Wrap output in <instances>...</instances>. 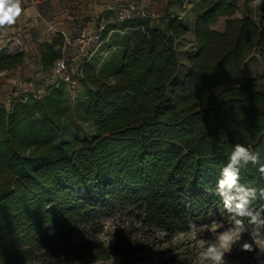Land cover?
Instances as JSON below:
<instances>
[{
	"label": "trees",
	"instance_id": "obj_1",
	"mask_svg": "<svg viewBox=\"0 0 264 264\" xmlns=\"http://www.w3.org/2000/svg\"><path fill=\"white\" fill-rule=\"evenodd\" d=\"M237 10L236 0L205 7L193 23L183 69L176 42L191 29L180 15L167 14L162 25L135 14L108 22L104 42L81 62L83 92L75 104L64 82L49 83L41 95L20 93L9 107L0 102V264L108 258L89 235L102 229L89 221L98 207L117 204L166 234L208 210L231 213L217 187L235 145L258 152L264 163V72L243 77L254 51L264 64V6L256 19L233 17ZM220 17L223 29L212 28ZM110 30L123 34L112 43L118 53L98 68L94 57ZM61 37L41 44L44 70L61 56ZM23 60V51L0 50V70ZM72 108H81L90 124L87 135L71 127ZM239 177L240 185L256 189L250 207L264 206L259 164L241 166ZM238 218L264 232V225ZM128 248L125 255L142 247ZM153 264L189 263L169 256Z\"/></svg>",
	"mask_w": 264,
	"mask_h": 264
},
{
	"label": "rangeland",
	"instance_id": "obj_2",
	"mask_svg": "<svg viewBox=\"0 0 264 264\" xmlns=\"http://www.w3.org/2000/svg\"><path fill=\"white\" fill-rule=\"evenodd\" d=\"M152 22L160 24L155 20ZM215 29L219 30V21L216 22ZM122 35V33L114 31L111 33L109 41L103 44L101 52L94 57L98 68L103 64L114 62L119 48L113 44L120 43ZM12 46L16 49L19 47L17 43ZM189 47L191 44H187L183 50L179 47L178 50L182 69ZM3 49L9 52L6 47ZM33 62L36 64L37 60L35 59ZM17 70L18 66L8 70V76H16ZM243 71L244 78L254 77L264 72V64H262L257 50L245 61ZM110 78L108 77V79ZM48 85L47 70L42 68H36L34 75L21 76L14 84L9 85L3 79V75H0V102L9 107L10 100L14 96L23 92L41 95ZM82 92L83 87L79 86L77 96L71 98V104L76 103ZM81 114V108H72L68 113V120L73 129L87 135L90 131V124L82 119ZM111 209L103 211L98 207L89 216V221L97 222L102 227L99 232L90 231L89 235H91L92 241H100L101 245L109 250V256L88 264H153L169 256L185 259L189 264H211L201 254L211 243H215L221 234L229 233L230 230L235 229L237 219L241 220L234 213H227V211L217 208L205 212L200 219L191 222L186 229H178L166 234L163 231L146 227L139 216L134 212H129L127 208L115 204ZM242 222L243 230L239 234L240 239L235 240L236 233L231 232L235 242L232 244L231 250L225 253L226 264H264V232L243 220ZM80 241V235H72V243L78 244ZM244 243L250 244L251 250H242ZM128 246L142 248L135 254L125 255L124 252L130 249Z\"/></svg>",
	"mask_w": 264,
	"mask_h": 264
},
{
	"label": "crops",
	"instance_id": "obj_3",
	"mask_svg": "<svg viewBox=\"0 0 264 264\" xmlns=\"http://www.w3.org/2000/svg\"><path fill=\"white\" fill-rule=\"evenodd\" d=\"M211 1L213 0H22V13L17 18L16 23L0 30V46L5 44L8 36L18 37L23 43V50L21 51L24 52V60L17 65L18 73L16 76H8L7 72L10 69L0 70V75H3L7 85L14 84L21 76L34 75L36 68H42L40 46L43 42L52 41L59 35L60 31L73 33L83 25L96 27L100 24L120 20L118 10L115 7L119 2L138 3L145 8L147 13L157 14L158 18L155 21L161 25L167 14L180 15L191 29L176 42L177 50L179 47L183 50L187 44H191L192 27L196 17ZM236 3L238 10L233 17L250 15L256 19L264 6V0H236ZM111 6L112 8H110ZM151 20L154 21V19ZM218 21L219 30H222L225 17H220ZM215 24L212 25V28H215ZM114 31L117 30H110L107 37ZM61 40L63 44V37ZM15 43V41H10L8 45L15 48L12 46ZM68 50L70 51L72 48ZM190 50L191 47L187 49V51ZM35 59L37 60L36 64L33 62ZM48 71L49 69H47V77L51 83Z\"/></svg>",
	"mask_w": 264,
	"mask_h": 264
},
{
	"label": "clouds",
	"instance_id": "obj_4",
	"mask_svg": "<svg viewBox=\"0 0 264 264\" xmlns=\"http://www.w3.org/2000/svg\"><path fill=\"white\" fill-rule=\"evenodd\" d=\"M22 13V0H0V30L11 27ZM251 162L259 164V172L264 176V163L259 161V153L237 144L231 153L229 163L222 169L221 178L218 180L217 195L222 198L224 206L229 212L238 217H248L249 222L257 226L264 225V206L260 209L250 207L251 202L256 199V189L246 188L239 184L240 167ZM260 197L264 199V189L260 190ZM236 227L229 233L221 234L215 243H211L201 254L211 264H226L225 253L231 250L235 240L240 239L243 230L242 220H236ZM236 233L235 240L231 232ZM242 250H251V245L244 243Z\"/></svg>",
	"mask_w": 264,
	"mask_h": 264
},
{
	"label": "built area",
	"instance_id": "obj_5",
	"mask_svg": "<svg viewBox=\"0 0 264 264\" xmlns=\"http://www.w3.org/2000/svg\"><path fill=\"white\" fill-rule=\"evenodd\" d=\"M118 10L120 19L130 15L148 16L151 19H157L155 13H147L145 8L135 2H119L115 6ZM112 8V6L110 7ZM105 24H100L96 27L88 25L81 26L76 32L67 33L60 31L63 37L61 48V56L49 68V76L51 83L64 82L69 90V93L74 97L79 90V79L82 76L81 62L84 58H90L104 42L102 30ZM9 41H15L19 46L17 49L11 48L8 45ZM6 47L9 52L23 50V43L18 37L8 36L5 44L0 46V50ZM72 48V50H68Z\"/></svg>",
	"mask_w": 264,
	"mask_h": 264
}]
</instances>
